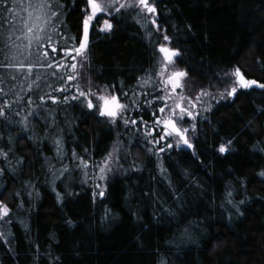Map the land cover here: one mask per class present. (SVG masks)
<instances>
[{
    "label": "trees",
    "instance_id": "trees-1",
    "mask_svg": "<svg viewBox=\"0 0 264 264\" xmlns=\"http://www.w3.org/2000/svg\"><path fill=\"white\" fill-rule=\"evenodd\" d=\"M56 2L57 30L45 29L57 46L47 48L52 67L30 72L37 57L26 48L27 0L0 6V40L10 36L17 53L13 67H0V206L9 209L0 217V264H264V0H149L151 16L122 9L110 16L111 31L91 26L83 74L120 96L137 119L127 128L83 99L64 101L79 57L65 59L63 49L79 46L87 2ZM160 44L180 50L176 68L195 98L225 88L237 68L257 83L200 114L191 151L158 152L143 138L144 122L152 128L163 106L155 99L163 96ZM113 149L119 173L103 197L93 195L79 157L93 165Z\"/></svg>",
    "mask_w": 264,
    "mask_h": 264
},
{
    "label": "snow or ice",
    "instance_id": "snow-or-ice-1",
    "mask_svg": "<svg viewBox=\"0 0 264 264\" xmlns=\"http://www.w3.org/2000/svg\"><path fill=\"white\" fill-rule=\"evenodd\" d=\"M87 6L90 8V13L86 14L83 19V35L78 47L73 48H65L64 51V58L67 59L70 57L71 61H76L77 57H86L88 55V47H89V29L91 21L97 18L98 14L106 13L111 16L114 13L120 14L122 9L128 8H136L139 7L141 11L147 12L149 14L156 13V7L154 4L150 3L149 0H135L134 3L128 2H120V0H86ZM0 6L4 7V11H11V8L8 6L7 0H0ZM30 9V10H29ZM23 11H27V18L30 23H27L25 26L27 31L31 33V37L29 38V43L26 45V48L29 49L28 54L33 55L35 54L37 59L33 62V64L29 65V72L31 71V67L34 64H40L41 67H44L45 64L48 68L52 67V60L49 59V51L47 50L48 47L51 48L53 53L57 52V46L53 43L52 36L45 31L47 27H51L53 31H56V24L53 23L54 20H57L59 16H62V8L56 2V0H27L26 6L22 9ZM153 24H156L155 20H152ZM104 26L100 29L101 31H110L112 29V23L109 19L103 20ZM14 26V25H13ZM157 30H160V26L156 25ZM0 36H5L4 33H0ZM10 36H7L5 39L0 40L2 43V47H0V53H3L4 59L0 60V67H13L14 65L11 63H7L10 57L12 59L15 58L17 53L11 51V45L8 44V40ZM164 41H170V37L168 35H163ZM35 42L36 48L35 53L31 51L32 49V42ZM7 49L8 51H5ZM159 53L163 55L164 64L160 69L159 76L161 77L160 86L163 88L165 94L163 96H157L155 99H161L167 101L170 97L168 91L175 99L173 101V105H168L167 103L164 106L159 107V112L161 114L165 113V108H169V112L164 117H157L154 125L152 128H147V122L145 124V131H144V139L149 144L159 145L162 141L165 143L159 147L157 150L158 152H164L166 149H171L174 146L180 148L182 146H186L188 149L193 148V144L190 142V137L188 136L189 133V126H187V119L191 118L195 120L196 115L199 113H194L193 109L195 108V103L192 101L191 98H186L184 95H176L177 89L182 88L183 79L187 76V72L185 70H179L177 68H172L169 75H165L169 72V66L174 65L177 63L176 58L181 55L179 49L170 48L164 44H160L158 47ZM73 52L75 55H73ZM23 54V53H20ZM23 65L21 64V67ZM62 67H67L68 64L61 65ZM70 66L73 70L76 69V63H70ZM55 75V73H53ZM225 75H228L227 73ZM234 75L237 77V83L243 88H249L252 85L256 84L255 80H246L244 76L241 74L239 68H237L234 72ZM14 78V77H13ZM69 80H74L75 76L69 75ZM259 87L264 88V84H260ZM63 92H68V88H61L59 89ZM3 91V89H0ZM79 96L76 95H65L63 97L64 101H68L69 99L74 101H79L80 97H83L87 103L86 108L91 111L93 109H97L99 116L109 118L113 123L116 121L122 120L124 126L127 128L129 125L136 126L137 119L132 118L131 116L125 115L128 111V106L125 103L121 102L120 96L113 94L111 96L100 95L98 97L99 101L101 102L99 105L94 104L93 100L90 98L92 95L91 91L84 92L79 90ZM237 92L236 87H232L230 92H227V96H235ZM124 96H127L128 93L124 92ZM202 96H208L211 99H215L216 102H219V99L226 98L225 94L221 92L217 97L212 92H204L202 91L201 96H197L195 100L198 102L201 100ZM40 100L43 101L44 97L41 96ZM31 99L29 103H31ZM56 100L53 98V103ZM210 107V102H209ZM177 109L179 111H177ZM207 110V109H205ZM19 115V113H17ZM155 115V113H154ZM0 117H5V111L3 108H0ZM143 119L142 117L140 118ZM159 126V131H157V127ZM191 130L194 132L196 130V126L193 124L191 125ZM139 131V129H137ZM151 137V139H148ZM59 144V141H56ZM227 147L223 144L219 146L220 153H226ZM57 151L59 152L60 149L58 148ZM76 154L73 153V156ZM6 156V154H5ZM81 163L84 164V167L87 168L88 164L87 161L83 157H79ZM113 159V154L110 153L107 157H105L104 166L99 167V172L101 173L100 179H103V174L107 171H111L107 161ZM3 169H0L2 172ZM67 171V168L64 169ZM60 175H63L61 172ZM87 175V173H86ZM261 176H264V172L260 173ZM54 178L56 174L53 173ZM99 187V185H97ZM230 195V194H229ZM99 196L103 197L104 192H99ZM243 203V201H241ZM9 213V209L7 206H0V217L7 216Z\"/></svg>",
    "mask_w": 264,
    "mask_h": 264
},
{
    "label": "rangeland",
    "instance_id": "rangeland-1",
    "mask_svg": "<svg viewBox=\"0 0 264 264\" xmlns=\"http://www.w3.org/2000/svg\"><path fill=\"white\" fill-rule=\"evenodd\" d=\"M120 2H122V3H124V2L134 3L135 0H120ZM136 9L140 10L139 7H136ZM142 12L144 14H146L147 16H151L153 14V13L149 14V13L144 12V11H142ZM88 13H90V8L87 6V14ZM104 19H109L110 20V16L108 14H106V13L98 14L97 18L94 19L93 21H91L90 27L95 25V23H96L97 24V28L101 32V34L108 32V31H101L100 30L104 26V24H103V20ZM82 31H83V26H82ZM166 46H168V45H166ZM83 60H84V57H79L78 61H77V67H76V71H75V74H74L75 79H74L73 84H72L73 86H71V88L73 90V95L79 96V92L77 91V88H79V90L84 91V92L91 91L92 95L90 96V98L93 99V103L94 104L99 105L101 102L99 101L98 97L100 95L108 96V94L104 93V92H99V90L94 89L93 87L90 86L89 79L87 78V76H84V74H83V72H84L83 65H82L83 64ZM163 64H164V62H163ZM163 64H162V66H163ZM176 64L169 66V72L166 73L165 75H169L171 69L172 68H176ZM236 80H237V77L233 74V76H232V81L233 82L227 83L228 85L225 88H223L222 90H219L218 86L214 85V86L211 87L212 89H210V91H206V92H212L217 97L219 96V94L221 92H223L225 94L226 98L219 99V102H222V101H224L226 99L232 100L234 96H227V92H230L232 87H236L237 91L242 88V87H240V85L237 83ZM160 81H161V77H160ZM182 84H183V87L177 89L176 95L182 94L186 98L194 99L192 101L195 103L196 106L193 109V111H194V113H199V115H197L195 120H193L191 118H186L187 119V126H189L188 136L190 137V142L192 143L193 138L195 137L196 130L193 132L191 130V125H193L194 122L197 120V118L200 117V114L202 115V113H204L206 111H209L211 109V107L217 102H216L215 99H211L210 100V97H208V96H202L201 100L197 102L195 100V95L190 93L189 89L184 85V83H182ZM164 94H165V92H164V90L162 88V95H164ZM168 94H169L170 98L167 101L163 100V106H164L165 103H167L170 106L173 105V101L175 99V96H173L171 94L170 89L168 91ZM199 96H201V95H199ZM80 99H83L85 101V104L87 103V101L83 97H80ZM209 102H210V107H209ZM205 109H207V110H205ZM177 111H179V110L177 109ZM168 112H169V108H165V113L161 114L159 112L157 117H164V116H166L168 114ZM121 123L123 124V121H121ZM195 124H196V122H195ZM156 127L159 128V126H156ZM164 143L165 142L162 141L161 144L153 145V146L156 148L158 146H162ZM182 148L188 149L186 146H182ZM191 149H188V150L191 151ZM110 153L113 154V159L108 160L107 163H108L109 167L111 168V171H107L106 170V172L103 174V176H104L103 179H100L101 173L99 172V167L104 166L105 158H102L96 164H93V165L89 164L87 168L84 167L80 171L79 178L81 179V183L83 182V179H84V185L87 184L88 188H92L93 195L96 194L97 196H99V192H101V191L104 192V190H105L104 186H105L106 182L110 181V180H113L115 177H117V175L119 173L118 165L116 164V155H117V153H116L115 149H113L111 152H109L108 155ZM86 173H87V175H86ZM97 185H99V187H97Z\"/></svg>",
    "mask_w": 264,
    "mask_h": 264
},
{
    "label": "water",
    "instance_id": "water-1",
    "mask_svg": "<svg viewBox=\"0 0 264 264\" xmlns=\"http://www.w3.org/2000/svg\"><path fill=\"white\" fill-rule=\"evenodd\" d=\"M89 33H90V29H89ZM256 84H254V85H252L251 87H254ZM251 87H249V88H251Z\"/></svg>",
    "mask_w": 264,
    "mask_h": 264
}]
</instances>
